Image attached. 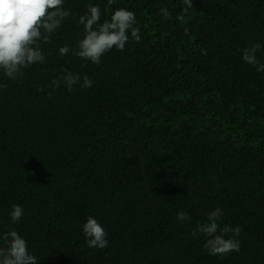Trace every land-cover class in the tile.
Instances as JSON below:
<instances>
[{"label":"trees","instance_id":"trees-1","mask_svg":"<svg viewBox=\"0 0 264 264\" xmlns=\"http://www.w3.org/2000/svg\"><path fill=\"white\" fill-rule=\"evenodd\" d=\"M192 2L64 0L46 62L0 71V247L15 230L37 264H264V73L242 59L264 45V0ZM89 4L101 23L133 11L140 41L129 33L99 65L61 56ZM64 70L92 86L50 87ZM216 208L242 228L239 252L210 255L192 235ZM89 216L109 247H88Z\"/></svg>","mask_w":264,"mask_h":264},{"label":"clouds","instance_id":"clouds-1","mask_svg":"<svg viewBox=\"0 0 264 264\" xmlns=\"http://www.w3.org/2000/svg\"><path fill=\"white\" fill-rule=\"evenodd\" d=\"M109 5L113 0H108ZM188 8L193 7L192 0H184ZM64 8V0H0V71L9 80H18L24 76V70L34 64L46 62L40 42H47L51 34L59 29L63 21L70 16ZM165 18H168L167 15ZM99 5L89 4L84 15L79 17L83 25L84 37L78 41L76 49L65 45L59 48L61 56L71 53L81 60L99 65L101 57L113 48L123 51L129 40V33L136 42L140 41V28L133 11L120 8L102 23ZM264 50L261 43H252L242 50V59L252 65L258 72L264 73V63L257 58V52ZM65 74L54 79L50 87L56 89L63 84L72 91L77 84L89 88L93 81L78 73L64 70ZM6 85L0 84V88ZM41 91L43 89H40ZM23 208L13 205L10 218L13 223L23 216ZM223 211L216 208L207 216V222L193 230L194 237H205L204 247L210 255H227L239 252L238 239L242 228L220 226ZM177 220L183 223L188 219L183 212L177 214ZM86 243L90 248L104 249L109 247L107 233L97 219L89 216L82 226ZM6 246L0 247V264H37V257L28 251V244L17 231L11 230L2 237Z\"/></svg>","mask_w":264,"mask_h":264}]
</instances>
